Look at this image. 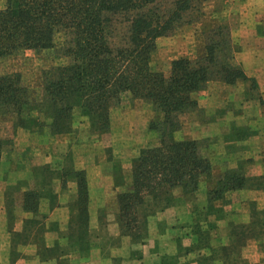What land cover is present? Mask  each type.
Returning <instances> with one entry per match:
<instances>
[{"label": "trees", "instance_id": "obj_1", "mask_svg": "<svg viewBox=\"0 0 264 264\" xmlns=\"http://www.w3.org/2000/svg\"><path fill=\"white\" fill-rule=\"evenodd\" d=\"M205 1L5 0L0 7V58L24 50H55L65 58L63 64L43 71L42 93L36 101L30 99L20 73L0 74V115L11 117L14 126L27 127L22 113L32 104L50 120L51 134L70 131L75 107L98 132L109 129L110 112L124 99L146 102L159 114L149 123L158 143L139 151L132 161L131 186L117 195L120 232L132 239L154 209L169 204L172 189L194 190L200 177L211 175L198 140L169 138L180 129L182 116L197 110L196 94L211 82L247 79L233 62L230 27L212 18L199 35L202 45L194 58L172 60L167 72L151 70L156 40L182 25L202 22ZM2 147L0 139V156ZM247 179L237 171L226 172L209 193L217 197ZM77 186V215L84 221L79 220L76 242L79 249H86L82 241L87 187L83 179ZM37 197V191H27L24 208L36 212ZM236 226L239 230L231 233L247 239L245 225Z\"/></svg>", "mask_w": 264, "mask_h": 264}, {"label": "rangeland", "instance_id": "obj_2", "mask_svg": "<svg viewBox=\"0 0 264 264\" xmlns=\"http://www.w3.org/2000/svg\"><path fill=\"white\" fill-rule=\"evenodd\" d=\"M4 4L5 0H0V7ZM202 4L201 10L206 15L204 17L206 19L203 18L202 22L197 24L182 25L170 35L156 40V49L150 59L152 71L167 72L172 60L183 56L194 58L200 51L202 39L199 35L208 28L210 22L208 18L223 5L219 0H206ZM236 6L240 8L242 3L237 2ZM215 20L228 27L234 23L232 18H215ZM58 52L24 50L1 57L0 74L20 73L23 85L29 90L30 99L36 101L42 93L43 71L65 61L64 57L57 54ZM22 116L26 118V128L14 126L11 117L0 115V139L3 142L0 156V252L3 253L0 254V264H31L34 257L39 261L67 264L66 259L57 250L53 248L50 250L45 244V233L51 230H57L59 234L66 236L67 247L62 249V252L77 249L82 254H86L91 248L90 236H101L102 240L97 243L100 246L102 244L104 248L108 247L106 253L115 252L111 258L112 264H121L122 258L117 254L122 244L120 237L125 236L132 246L136 245V249L131 250L129 257L135 258L138 262L135 264H139V260L143 257L142 245L147 240L150 243L155 239L153 235L148 239L149 218L175 205L177 198L180 200L181 197H186L187 200L195 198L200 181L204 178L206 182L210 180L211 184L200 193L206 201L204 210L200 211L201 221L189 226L192 242L182 244L180 234L175 237L174 242L172 236L176 252L159 257L157 262L154 259L146 263L264 264V179L259 178L264 173L259 177L247 176L243 168L245 162L238 161L234 168L223 169L216 176L211 174L200 177L194 190L184 191L176 187L172 189L169 204L154 209L147 217L146 225L140 234L136 239H132L120 232L116 216L117 195L130 188L132 161L138 156L139 151L158 143V134L149 129V123L158 119L159 114L155 113L146 102L124 99L121 105L111 110L109 129L98 132L90 128L88 118L82 114L79 107H75L72 111L71 129L62 134H51L48 126L50 120L35 104L26 107ZM190 117L189 113L182 116L181 127ZM181 127L169 138L188 140L182 139L184 134ZM239 129L233 128L231 133ZM199 142L200 152L203 154L209 139H202ZM231 147L238 146L231 145L228 149ZM229 171H237L248 179L241 187L225 190L217 197L210 195L209 192L217 188L218 182ZM101 175L106 176L104 181L100 180ZM81 179L85 181L87 187V205L89 184L96 190V186L102 182L106 187H112L114 192V194L109 192L106 207L98 211V224H89L87 206V222L85 221L87 230H83L86 237L82 241L86 249H79L76 242L79 220L84 221L78 218L76 208L77 185ZM72 187L75 188L74 195L68 192ZM245 189L258 193L244 195L245 204H234V210L230 212L237 215L236 218H226L223 206L230 203L233 198L240 200L242 197V195L230 197L231 192ZM33 190L38 194L36 212L27 210L23 204L25 193ZM58 194H61V198L64 195V202L69 204V221L64 231L58 230L55 222L48 221L50 211L56 204H60V200L63 201L58 199ZM215 203H221V206L214 207ZM110 213L119 231L116 238L108 233L105 226L108 223L107 215ZM240 224L245 225L244 230L249 235L244 241L239 239L240 235L234 236L231 233L232 229L239 230V226L236 225ZM171 227L180 231L177 224ZM189 233L186 235L189 236Z\"/></svg>", "mask_w": 264, "mask_h": 264}, {"label": "crops", "instance_id": "obj_3", "mask_svg": "<svg viewBox=\"0 0 264 264\" xmlns=\"http://www.w3.org/2000/svg\"><path fill=\"white\" fill-rule=\"evenodd\" d=\"M219 1L223 4L222 8L213 12L209 18L234 20L230 27V38L234 46L233 62L241 68L247 79L238 80L234 84L211 82L205 90L197 93V110L189 113L191 117L183 123L182 139L198 141L209 139L203 155L210 161L212 176L220 174L223 169L234 168L238 161H244V174L259 177L264 173V0ZM237 2L242 3L240 8L236 6ZM233 128L240 129L232 134ZM231 145H237L239 148L228 149ZM105 179L106 176L101 175L100 180ZM200 182L197 197L194 196L192 200H187L186 197H181V200L177 198L175 205L149 218L148 239L151 235L155 239L150 243L147 240L142 245L143 257L139 264H147L146 261L154 259L157 262L159 257L175 253L176 246L173 245V241H176L175 237L179 234L182 244L192 242L189 226L201 221L200 211L204 210L206 201L200 193L211 184L210 180L206 182L205 178ZM96 187L95 190L89 184L88 222L91 225L98 224V211L106 207L109 192L114 194L112 187H106L102 182ZM68 192L74 195L75 188L72 187ZM250 193L255 194L258 191L245 189L231 192L230 197L240 195L242 197L240 200L233 198L230 203L223 206L226 218H236L237 215L230 213L234 210L233 205L245 204L244 195L250 196ZM63 196L61 198V194H58V199H63ZM220 204L215 203L214 207L221 206ZM68 207L69 204L64 202V199L60 200V204H56L48 215V221L55 222L58 230L64 231L68 225ZM107 216L108 223L105 225L107 231L116 238L119 235L118 228L113 223L112 214ZM173 224H177L180 231L172 228ZM90 237L91 248L86 254L68 248V251L62 252L61 250L67 247L66 236L59 234L57 230L45 233V244L50 250L52 248L57 250L66 259L67 264H112L111 258L115 252L106 253L108 247L104 248L101 244L102 248L97 243L102 240L101 236ZM120 242L122 244L117 255L122 258L121 264L138 263L135 258L129 257L131 250L136 249V245L132 246L125 236L120 237ZM2 253L1 251L0 254ZM31 264L58 263L39 261L34 257Z\"/></svg>", "mask_w": 264, "mask_h": 264}]
</instances>
